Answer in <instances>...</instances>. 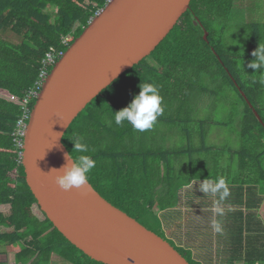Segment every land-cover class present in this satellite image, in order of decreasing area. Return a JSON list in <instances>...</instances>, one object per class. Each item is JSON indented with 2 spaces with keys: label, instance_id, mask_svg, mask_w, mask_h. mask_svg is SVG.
I'll use <instances>...</instances> for the list:
<instances>
[{
  "label": "trees",
  "instance_id": "trees-1",
  "mask_svg": "<svg viewBox=\"0 0 264 264\" xmlns=\"http://www.w3.org/2000/svg\"><path fill=\"white\" fill-rule=\"evenodd\" d=\"M236 1L191 0L151 54L91 100L64 134L73 155L72 140L88 145L96 161L92 185L190 264H264V83L248 67L252 52L264 47V19L246 24L247 53L227 52L221 32L241 5ZM104 3L0 0V206H10L0 210V246L20 244L15 263L50 264L56 255L69 264H105L68 240L41 209L14 139L24 109L10 99L27 96L46 54L65 51ZM143 83L158 88L163 113L143 132L127 122L117 126L114 111L126 107ZM221 178L229 193L223 199L222 189L200 191L203 180ZM178 214L189 216L185 238L174 231ZM168 231L179 243L166 237Z\"/></svg>",
  "mask_w": 264,
  "mask_h": 264
},
{
  "label": "water",
  "instance_id": "water-1",
  "mask_svg": "<svg viewBox=\"0 0 264 264\" xmlns=\"http://www.w3.org/2000/svg\"><path fill=\"white\" fill-rule=\"evenodd\" d=\"M190 2L106 4L54 64L31 109L22 146L27 183L59 231L105 264H190L168 240L108 201L89 180L64 191L51 171L66 163L69 150L63 140L73 120L103 89L151 54Z\"/></svg>",
  "mask_w": 264,
  "mask_h": 264
},
{
  "label": "clouds",
  "instance_id": "clouds-1",
  "mask_svg": "<svg viewBox=\"0 0 264 264\" xmlns=\"http://www.w3.org/2000/svg\"><path fill=\"white\" fill-rule=\"evenodd\" d=\"M252 56L254 59L249 62L248 67L253 69V72L261 73V82L264 83V47L258 46L252 52ZM139 87V93L126 107L114 111V122L117 126H123L127 122L135 130L143 132L154 126L157 118L163 113V108L161 106L162 97L154 84L143 83ZM61 134L59 133L58 137L62 136ZM72 141L74 143L73 149L78 155H73L71 152L67 153L65 155L66 163L60 169L51 170L57 173L55 176L56 183L64 191L79 189L88 183L89 174L96 166V161L87 155L89 147L82 142V138L78 137ZM199 189L204 194L221 193L222 189L221 199L229 194L225 180L222 178L216 182L203 180Z\"/></svg>",
  "mask_w": 264,
  "mask_h": 264
},
{
  "label": "rangeland",
  "instance_id": "rangeland-1",
  "mask_svg": "<svg viewBox=\"0 0 264 264\" xmlns=\"http://www.w3.org/2000/svg\"><path fill=\"white\" fill-rule=\"evenodd\" d=\"M236 2V4L241 3V5H236L234 14L231 15L227 25L223 28V32H221L223 37L222 47L229 53L244 54L249 51V41L251 38V31L250 29L246 28V24L253 21H259V19H264V0H245V2H243V0H237ZM10 99L15 100L18 103L21 102L17 97H11ZM215 137L216 135L214 134L213 139H215ZM17 145L19 146L18 143ZM9 209V205L0 206V210L7 211ZM261 212L264 213V209H262ZM188 217V214H178L173 218L174 231L176 235H183L182 238H185V234L187 233L185 227L187 226L186 219ZM176 235L172 231H168L166 237H168V239H170L171 241L174 240L176 243H179L177 241L178 239ZM19 245L20 244H16L14 245V247L5 245L0 246V260L4 262V264H18L15 263L13 259L15 248L17 249ZM50 264L69 263L66 260H63L62 258L54 255L51 259Z\"/></svg>",
  "mask_w": 264,
  "mask_h": 264
},
{
  "label": "built area",
  "instance_id": "built-area-1",
  "mask_svg": "<svg viewBox=\"0 0 264 264\" xmlns=\"http://www.w3.org/2000/svg\"><path fill=\"white\" fill-rule=\"evenodd\" d=\"M111 1L112 0H105L104 5L101 6L97 10L96 14L99 13L103 9V7ZM71 40H72V36L70 35V36L65 37L63 42L65 44H67ZM63 53H64V50L53 48L52 50H50L46 54V57L43 59V67L40 71V75H39V78H38L35 86L29 91L27 96L20 102V104L22 105V107L24 109V114H23L22 118L18 121L17 129L14 133L16 135V137L14 139L19 144V146H23V143H24L23 138L25 136L24 133H25V130L27 127L28 120L30 118V112L31 111L29 109V104L34 98H36L38 96L39 91L42 87V84L50 72V67L56 62V60L59 57H61L63 55ZM18 139H19V141H18Z\"/></svg>",
  "mask_w": 264,
  "mask_h": 264
},
{
  "label": "crops",
  "instance_id": "crops-1",
  "mask_svg": "<svg viewBox=\"0 0 264 264\" xmlns=\"http://www.w3.org/2000/svg\"><path fill=\"white\" fill-rule=\"evenodd\" d=\"M243 2H245V0H243ZM185 236H186V234H185ZM253 248V247H252ZM259 248H260V255H261V250H262V248H263V246H262V244H260L259 245ZM253 259V258H252ZM260 260H262L261 258H260ZM19 264V263H18Z\"/></svg>",
  "mask_w": 264,
  "mask_h": 264
},
{
  "label": "bare ground",
  "instance_id": "bare-ground-1",
  "mask_svg": "<svg viewBox=\"0 0 264 264\" xmlns=\"http://www.w3.org/2000/svg\"><path fill=\"white\" fill-rule=\"evenodd\" d=\"M69 36H70V35H69ZM72 38H73V37H72ZM72 42H73V41H72ZM72 42H71V43H72ZM69 46H70V45H69ZM65 51H66V50H65ZM65 51H64V52H65ZM63 54H64V53H63ZM60 58H61V57H59L57 60H59ZM57 60H56V62H57ZM56 62H55V63H56ZM55 63H54V64H55ZM54 64L52 65V68H53ZM50 71H51V70H50ZM49 73H50V72H49ZM48 75H49V74H48ZM47 77H48V76H47ZM47 77H46V78H47ZM44 81H45V80H44ZM43 83H44V82H43ZM42 85H43V84H42ZM36 98H37V97H36Z\"/></svg>",
  "mask_w": 264,
  "mask_h": 264
}]
</instances>
